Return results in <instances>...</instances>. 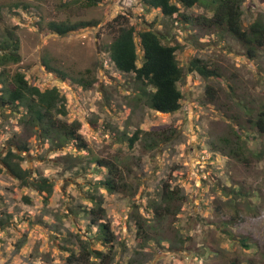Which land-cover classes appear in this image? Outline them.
Wrapping results in <instances>:
<instances>
[{
	"label": "rangeland",
	"instance_id": "rangeland-1",
	"mask_svg": "<svg viewBox=\"0 0 264 264\" xmlns=\"http://www.w3.org/2000/svg\"><path fill=\"white\" fill-rule=\"evenodd\" d=\"M240 8L242 28L264 20V0H243ZM179 11L190 19L212 15L206 2ZM117 14L128 17L136 31L152 28L163 43L179 46L175 57L183 77L177 111L151 109L137 97L140 85L133 73L114 67L106 23ZM51 20L91 24L58 35L47 30ZM6 29L18 38L20 55L6 69L22 72L40 89L57 87L65 97L64 118L80 123L88 147L53 149L30 139L21 166L31 178L52 181L50 195L1 168L0 264H76L68 257L80 253L81 242L103 249L91 238L97 227L84 212L92 205L85 198L89 183L106 174L103 167L94 170L100 158L115 161L127 183L113 193L98 189L116 238L109 264H264V134L247 122L252 117L247 107L255 116L264 104V48L248 57L246 46L228 32L163 16L142 0H99L94 6L84 0H0V35ZM138 56L137 65L139 49ZM192 58L218 68L221 77L189 71ZM44 60L68 77L48 71ZM206 85L216 91L214 102L205 99ZM139 130L141 137L129 146L127 138ZM20 131L19 114L0 109V155L6 140ZM143 132L166 138L153 147ZM167 182L179 198L172 203L174 212L157 216L153 207L163 202ZM101 263L90 258L89 264Z\"/></svg>",
	"mask_w": 264,
	"mask_h": 264
},
{
	"label": "trees",
	"instance_id": "trees-1",
	"mask_svg": "<svg viewBox=\"0 0 264 264\" xmlns=\"http://www.w3.org/2000/svg\"><path fill=\"white\" fill-rule=\"evenodd\" d=\"M243 0H142L147 8L159 9L166 17L175 15V19L185 22L194 20L201 28L221 29L228 32L233 38L246 46L248 57H255L258 49L264 48V20L258 19L250 23L246 29L240 24L241 3ZM99 0H84L85 6H94ZM207 3L212 7V15L190 17L180 13V7L191 8L198 3ZM91 23L88 21L68 22L67 20H51L47 23V30L58 35H65L70 32L85 28ZM17 25H15L16 27ZM106 26L112 34V39L107 51L114 67L123 73H133L134 79L139 83L137 97L146 102L153 110L162 113H173L180 108L182 93L177 84L183 77V70L179 66L175 53L179 46L177 44L163 43L162 35L152 28L136 31L135 27L129 24L128 17L122 14L115 15ZM137 37V40H136ZM138 49L141 52V63L137 65ZM19 42L13 30L6 29L0 35V109H9L19 114L21 131L13 133L5 144L6 150L0 155V170H5L18 179L22 185L30 186L40 192L50 195L53 189V182L47 177L31 178L29 170L21 166L24 152L29 150L30 139L34 136L42 143H47L53 149H59L69 144L80 150L88 147L87 141L80 133L78 121H68L64 117L67 114L65 97L57 87L40 89L31 85L20 71L10 73L6 69L8 63H17L20 60L18 53ZM43 65L50 72H55L58 78L64 80L67 73L61 69L51 67L45 60ZM188 70L197 72L203 78L211 76L221 77L218 68L209 65L200 58H192L188 63ZM72 78V77H70ZM82 85L89 86L82 77L72 78ZM230 86V85H229ZM231 91L233 87L230 86ZM205 99L208 102L216 100V91L211 85H206ZM249 117L247 122L252 124L259 134H264V104L253 116L251 108L247 107ZM236 121V120H235ZM237 125L240 122L236 121ZM238 125V126H239ZM241 126V125H240ZM142 131H135L127 138L128 145L139 139ZM149 139L150 146H156L160 137L151 132H143ZM152 148V147H151ZM233 152V151H232ZM237 156L238 152H233ZM240 157V156H238ZM95 172L101 167L106 169L104 177L89 183L85 190V198L92 204L84 212L88 216L90 224L97 227L96 235L91 236L100 244L103 249L90 247L89 241L80 244V253L70 254L68 260L76 264H89L90 258L99 259L101 264H109L114 257L113 246L115 234L110 223L104 219L105 208L102 195L98 192L103 188L108 192H117L127 186L123 172L119 165L110 159L100 158L95 160ZM177 188L171 189L169 183H165L162 189V203L153 207L157 216H164L174 212V203L179 198ZM240 194V191L238 192ZM242 193V192H241ZM83 210V209H82ZM5 221L0 217V227ZM226 224V222H225ZM143 226L138 225L137 233L142 234ZM245 244L246 237L241 238ZM235 264V263H232Z\"/></svg>",
	"mask_w": 264,
	"mask_h": 264
}]
</instances>
